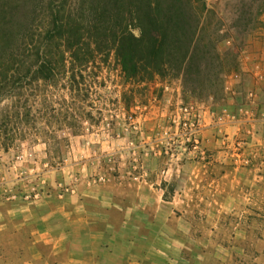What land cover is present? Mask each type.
Returning <instances> with one entry per match:
<instances>
[{
    "label": "rangeland",
    "instance_id": "rangeland-1",
    "mask_svg": "<svg viewBox=\"0 0 264 264\" xmlns=\"http://www.w3.org/2000/svg\"><path fill=\"white\" fill-rule=\"evenodd\" d=\"M50 1L28 0L31 17L22 18L16 34L41 27ZM204 1L203 35L214 43L203 70L194 67L187 82L176 71L145 83L127 81L115 53L101 52L82 71L84 82L78 74L73 83L68 65L54 83L28 87L20 101L0 98V116L19 106L32 110L30 124L13 119L8 133H0V206L29 203L33 189L42 199L59 195V185L111 186L116 196L127 195L125 184L145 180L157 197L174 201L163 205L164 214L183 216L173 241L185 249L181 255L173 250L172 264H264V174H232L235 168L264 170V141L235 128L255 109L264 120V0ZM77 82L81 91L71 88ZM190 106L201 120L198 148L179 122L186 118L181 109ZM239 142L242 160L236 158ZM203 166L226 167V181L220 186L219 168ZM99 176L107 182L90 185ZM10 223L4 218L0 234L5 264L18 262L10 248L20 243L10 237Z\"/></svg>",
    "mask_w": 264,
    "mask_h": 264
},
{
    "label": "trees",
    "instance_id": "trees-1",
    "mask_svg": "<svg viewBox=\"0 0 264 264\" xmlns=\"http://www.w3.org/2000/svg\"><path fill=\"white\" fill-rule=\"evenodd\" d=\"M26 3L0 0L2 99L20 101L28 87L54 83L68 65L76 83L101 52L115 53L127 81L145 83L176 71L187 82L194 67L203 70L205 51L214 43L203 35L209 14L204 0H89L83 9L77 0H51L45 23L30 28L37 36L30 29L17 35L22 18L31 17ZM81 84H72V90L81 91ZM38 112L46 117L45 110ZM31 116L29 106L13 113L7 109L0 116V133H8L13 119L30 124Z\"/></svg>",
    "mask_w": 264,
    "mask_h": 264
},
{
    "label": "crops",
    "instance_id": "crops-1",
    "mask_svg": "<svg viewBox=\"0 0 264 264\" xmlns=\"http://www.w3.org/2000/svg\"><path fill=\"white\" fill-rule=\"evenodd\" d=\"M258 111H252L247 119L241 117L235 128L240 129L241 136L248 132L261 142L264 120L260 118L262 110ZM247 122L251 130L246 129ZM215 167L219 168V184L223 183L226 167L203 166L207 170ZM238 171L257 178L264 174L259 167L235 168L232 174L238 176ZM148 185L145 180L125 184L123 190L128 193L119 196L111 186H80L77 195L55 194L40 201L0 206L1 236L5 218L11 222L10 237L20 243L10 248L18 253V262L8 264H172L173 250L181 255L185 249L179 240L173 241L183 216L164 214L163 205L172 206L174 201L157 197ZM253 187L258 186L254 183ZM1 259L0 264H5Z\"/></svg>",
    "mask_w": 264,
    "mask_h": 264
},
{
    "label": "built area",
    "instance_id": "built-area-1",
    "mask_svg": "<svg viewBox=\"0 0 264 264\" xmlns=\"http://www.w3.org/2000/svg\"><path fill=\"white\" fill-rule=\"evenodd\" d=\"M185 113V119L179 120L180 125L185 128L187 133L185 135L189 136V141L196 144L195 148H198L199 145V138L197 134H199V131L202 129L201 127V120L200 116L195 112V109L193 106L190 107H184L181 109ZM206 127V125L204 126ZM225 146V143L223 144ZM242 143H237L235 146L236 151V158L238 160H242L243 156L241 154L242 150ZM249 152V151H248ZM245 165H250L249 160L244 161ZM107 182V179L103 176H99L95 180H93V183L90 185H101L105 184ZM77 185H71L69 187H63L62 185H59V196L63 197L64 195H77ZM42 199V194L37 189H33L31 193L27 194L26 200H29L30 202L40 201Z\"/></svg>",
    "mask_w": 264,
    "mask_h": 264
}]
</instances>
